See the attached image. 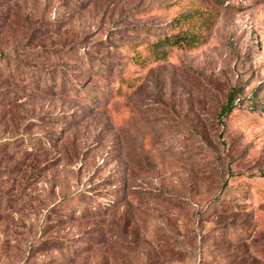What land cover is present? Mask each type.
<instances>
[{"label": "rangeland", "instance_id": "1", "mask_svg": "<svg viewBox=\"0 0 264 264\" xmlns=\"http://www.w3.org/2000/svg\"><path fill=\"white\" fill-rule=\"evenodd\" d=\"M0 264H264V0H0Z\"/></svg>", "mask_w": 264, "mask_h": 264}, {"label": "trees", "instance_id": "2", "mask_svg": "<svg viewBox=\"0 0 264 264\" xmlns=\"http://www.w3.org/2000/svg\"><path fill=\"white\" fill-rule=\"evenodd\" d=\"M183 13L176 17V14L170 19L169 26L166 31L160 35L156 40L147 43H140L138 45H128L127 48L132 50L133 55L130 53V59H133L135 64L146 65L151 62L160 61L166 58L168 49L170 47L183 44L186 47H190L192 42L196 40L195 33L189 32L188 28L183 27L187 22L182 16ZM180 19H183L180 21ZM183 24V25H182ZM176 28L179 29L176 32ZM198 35V34H197ZM127 52V51H126ZM129 53V52H127ZM234 105L233 94H229V97L225 104L220 108V115L225 114ZM70 198L69 195L63 197L61 202H65Z\"/></svg>", "mask_w": 264, "mask_h": 264}]
</instances>
